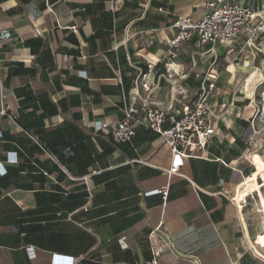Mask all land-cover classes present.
I'll return each instance as SVG.
<instances>
[{"label": "crops", "instance_id": "obj_1", "mask_svg": "<svg viewBox=\"0 0 264 264\" xmlns=\"http://www.w3.org/2000/svg\"><path fill=\"white\" fill-rule=\"evenodd\" d=\"M206 1L0 0V264H264L263 217L232 200L264 163L242 165L247 135L263 139L249 121L264 51L244 35L231 45L193 37L165 56L173 21L200 19ZM237 1L264 9V0ZM210 67L215 134L181 173L164 172L171 151L151 129L138 126L124 142L97 129L128 107L142 116L144 100L175 115ZM164 187L165 199L152 192ZM158 224L175 252L153 263L144 233Z\"/></svg>", "mask_w": 264, "mask_h": 264}, {"label": "built area", "instance_id": "obj_2", "mask_svg": "<svg viewBox=\"0 0 264 264\" xmlns=\"http://www.w3.org/2000/svg\"><path fill=\"white\" fill-rule=\"evenodd\" d=\"M172 26L177 32L169 40V48L165 52V56L168 58L176 57L181 44L193 37L197 38L200 45L214 43L231 45L240 35H244L246 44L254 46L257 40L264 38V9H253L240 4L237 0H207L200 19L194 21L189 17L179 16L173 21ZM144 76L143 74L142 77ZM216 79L217 74L210 67L204 78L203 85L196 93L193 101L183 106L181 110L176 111L175 115H170L165 109L155 107L144 100L142 116H139L134 108L128 107L124 110V115L121 119L99 124L97 129L107 128L115 142L130 140L138 126L151 129L163 139L171 151V164L164 172L167 175L181 173L184 168V159L196 157L198 152L204 151L215 134L214 123L218 119V115L214 112L209 100L215 96ZM263 84L264 80L257 83L254 93H252L255 111L249 121L253 133L262 137H264ZM260 86L262 87L257 94V98H255V91ZM141 88L147 91L148 95L152 90V87L145 81L141 82ZM219 106L224 109L227 105L225 102H221ZM4 112V110L1 111V113ZM166 121L171 122L168 128L164 127ZM29 137L39 148L44 149L42 143L33 134L30 133ZM260 146L264 147V143ZM248 158L251 166L254 165L255 161L252 159V152L248 154ZM15 160L16 152H10L7 161L13 162ZM54 160L56 159L54 158ZM58 166L71 177L65 166L60 164ZM245 177L246 175L243 176L238 187L244 183ZM87 178L84 177V179ZM152 192H161L165 199L167 189L164 187ZM232 200L240 210L246 208L250 211L252 208L255 212L262 213L258 205L256 191H248L241 194L239 199H237V191H235ZM234 220L239 222L241 227L242 217L238 215ZM80 228L84 230V228ZM254 241H256V238ZM144 243L152 253L153 263L159 255L166 252H175L174 244L161 224L148 228L144 233ZM252 252L255 253L253 246ZM259 258L261 259V257ZM72 261L73 259L67 258L64 263L70 264ZM193 261L196 262L197 260Z\"/></svg>", "mask_w": 264, "mask_h": 264}, {"label": "rangeland", "instance_id": "obj_3", "mask_svg": "<svg viewBox=\"0 0 264 264\" xmlns=\"http://www.w3.org/2000/svg\"><path fill=\"white\" fill-rule=\"evenodd\" d=\"M260 43V45H258ZM260 46L259 48H261L263 51H264V38L262 39H259L255 42L254 46ZM251 49H253V47H251ZM264 86V85H263ZM262 86H260L256 91H255V98H257V94L260 90ZM247 87H245V90H244V86H241V90L243 91L242 95H244L245 93L246 94H249L250 92L247 91ZM240 93V92H239ZM263 138L262 140L260 141H257L258 139L255 138L254 136H249L247 135V150L246 153L244 154V157H243V160H242V165L243 166H246V171L248 172L249 171V168L251 167V164L249 162V158H248V154H250V152H252V159L253 161H257L258 160H264V147L258 145L256 146V142L257 143H264V137H261ZM255 146V148L252 150V148ZM252 150V151H251ZM247 174V173H246ZM264 174V163L263 164H260V163H257L256 165V168L253 169L246 177H245V181L244 183L241 185L240 188H238L237 190V199H239V196L241 194H244V193H247L248 191H256L257 194H258V201H259V207L261 208V215L263 217V219L260 218L259 214H258V218L260 220V223H262V220L264 221V195L262 193V190L261 188L264 186V179L260 182L258 181V176L259 175H262ZM257 236L258 237H261V238H264V227L261 228L258 233H257Z\"/></svg>", "mask_w": 264, "mask_h": 264}]
</instances>
